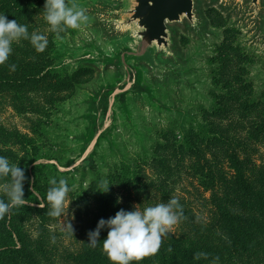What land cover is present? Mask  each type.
I'll return each mask as SVG.
<instances>
[{
	"label": "rangeland",
	"instance_id": "obj_1",
	"mask_svg": "<svg viewBox=\"0 0 264 264\" xmlns=\"http://www.w3.org/2000/svg\"><path fill=\"white\" fill-rule=\"evenodd\" d=\"M133 1L66 0L85 8L90 22L59 37L43 5L22 25L46 35V49L37 52L28 40L12 44L9 57L25 58L26 72L13 73L22 83L0 90V156L10 164L23 157L53 165L57 173L39 172L46 194L50 179L68 181L67 215L34 211L20 222L33 238L41 236L39 225L47 230L54 254L64 259L81 248L83 232L87 236L86 223L79 235L78 218L86 216H78L75 200L93 182L102 184L109 169L137 159L153 178L158 169L151 159L169 156L174 138L203 136L208 128L246 136L264 118V0L257 11L251 0H194L193 23L168 27L171 51L154 46L153 65L136 59L139 29L124 24ZM263 138L256 139V163L264 157ZM8 182L0 181L5 201ZM183 185L176 194L187 198L193 190Z\"/></svg>",
	"mask_w": 264,
	"mask_h": 264
},
{
	"label": "trees",
	"instance_id": "obj_2",
	"mask_svg": "<svg viewBox=\"0 0 264 264\" xmlns=\"http://www.w3.org/2000/svg\"><path fill=\"white\" fill-rule=\"evenodd\" d=\"M44 4L45 0H0V14L24 24L26 17ZM11 64L16 66L14 71L9 68ZM25 64V58L11 56L0 65V90L23 82L19 77L14 79L13 73L26 72ZM262 134L264 118L246 136L236 131L229 135L224 130L212 133L208 128L203 136L189 133L174 138V150L169 156L151 159V167L158 169L153 178L148 175V164L137 159L109 169L104 178L111 183L107 193L99 192L103 191L102 184L93 182L75 200L78 216H86V219L78 218L79 235L86 223L87 236L83 232L81 248L74 253L67 251L65 257L69 259L62 258L64 253L54 254L56 242L42 226H38L39 239L21 226L32 212L44 214L50 210L47 194L38 186L39 172L44 168L50 174L51 170L55 173L57 170L53 165H33L37 160L27 162L20 157L16 162L25 170L26 202L0 219V264H112L103 250L107 229L101 231L95 247L89 244L88 232L95 230L100 219L114 217L120 209L132 211L137 206L143 211L173 197L183 206V218L162 238L159 251L138 264H213L216 257H219L216 264H264V157H259V163L255 160L256 139ZM184 181L193 190L187 192V198L176 194L178 187L184 188ZM84 206L86 210H82ZM18 216H22L20 220ZM41 218L44 220L43 215ZM197 252L208 256L196 260Z\"/></svg>",
	"mask_w": 264,
	"mask_h": 264
},
{
	"label": "clouds",
	"instance_id": "obj_3",
	"mask_svg": "<svg viewBox=\"0 0 264 264\" xmlns=\"http://www.w3.org/2000/svg\"><path fill=\"white\" fill-rule=\"evenodd\" d=\"M45 20L50 30L60 36L67 29L79 30L90 22L86 9L76 4L69 6L66 0H45ZM28 40L37 52H43L48 45V38L38 32L29 33L27 25H22L16 19L8 20L5 14H0V65H4L12 54V44ZM15 65H9L15 70ZM9 178L2 186L7 195V201L0 199V219L9 214L10 209L24 206L25 170L16 164H10L9 159L0 156V179ZM46 199L51 209V217L67 215L69 204L68 193L72 191L65 178L49 180ZM111 183L103 181L102 193L109 191ZM119 202V199H118ZM184 216L183 206L178 199L171 198L167 203H158L139 210L125 211L120 209L114 217L100 219L95 230L88 232L89 244L93 247L100 241V233L107 229V237L103 240V250L112 264H133L143 258L156 254L161 246L162 238L166 237ZM71 228V225H68ZM72 230V228H71ZM208 254L197 252L194 259L207 258ZM219 260L214 258L213 264Z\"/></svg>",
	"mask_w": 264,
	"mask_h": 264
},
{
	"label": "water",
	"instance_id": "obj_4",
	"mask_svg": "<svg viewBox=\"0 0 264 264\" xmlns=\"http://www.w3.org/2000/svg\"><path fill=\"white\" fill-rule=\"evenodd\" d=\"M125 25L135 24L139 29V41L135 47L136 59L153 65L152 50L165 49L170 52L168 27L181 23L184 19L190 24L194 20V0H134ZM257 11L258 0H251Z\"/></svg>",
	"mask_w": 264,
	"mask_h": 264
}]
</instances>
